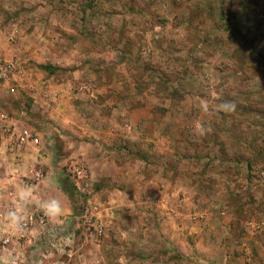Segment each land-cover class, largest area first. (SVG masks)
Listing matches in <instances>:
<instances>
[{"label": "rangeland", "instance_id": "rangeland-1", "mask_svg": "<svg viewBox=\"0 0 264 264\" xmlns=\"http://www.w3.org/2000/svg\"><path fill=\"white\" fill-rule=\"evenodd\" d=\"M0 64V264H264V0H0Z\"/></svg>", "mask_w": 264, "mask_h": 264}, {"label": "clouds", "instance_id": "clouds-1", "mask_svg": "<svg viewBox=\"0 0 264 264\" xmlns=\"http://www.w3.org/2000/svg\"><path fill=\"white\" fill-rule=\"evenodd\" d=\"M29 198V194L25 192L21 199L27 201ZM45 215L49 216L50 218H55L60 216L63 213L62 204L58 199H50L43 203L42 205ZM9 219L14 226H19V218L15 211L9 213Z\"/></svg>", "mask_w": 264, "mask_h": 264}, {"label": "built area", "instance_id": "built-area-1", "mask_svg": "<svg viewBox=\"0 0 264 264\" xmlns=\"http://www.w3.org/2000/svg\"><path fill=\"white\" fill-rule=\"evenodd\" d=\"M7 67H8V69H12L13 68V65L10 64ZM3 75H4V73H3V66L0 64V77H2ZM30 138H31V134L28 132V130H24L23 133L21 134V136L19 137L20 142L22 144L27 143L30 140ZM250 225H252V223H250Z\"/></svg>", "mask_w": 264, "mask_h": 264}, {"label": "trees", "instance_id": "trees-1", "mask_svg": "<svg viewBox=\"0 0 264 264\" xmlns=\"http://www.w3.org/2000/svg\"><path fill=\"white\" fill-rule=\"evenodd\" d=\"M66 190H67V191H69V188H68V187H66Z\"/></svg>", "mask_w": 264, "mask_h": 264}, {"label": "crops", "instance_id": "crops-1", "mask_svg": "<svg viewBox=\"0 0 264 264\" xmlns=\"http://www.w3.org/2000/svg\"><path fill=\"white\" fill-rule=\"evenodd\" d=\"M205 262V261H204ZM202 264V263H201ZM206 264V263H205Z\"/></svg>", "mask_w": 264, "mask_h": 264}]
</instances>
